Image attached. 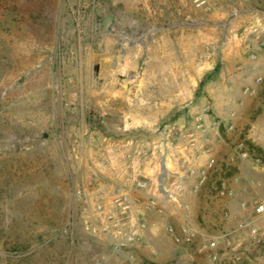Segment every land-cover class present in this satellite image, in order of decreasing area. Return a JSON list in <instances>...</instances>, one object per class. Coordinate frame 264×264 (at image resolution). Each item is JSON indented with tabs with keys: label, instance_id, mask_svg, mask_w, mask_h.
<instances>
[{
	"label": "rangeland",
	"instance_id": "1",
	"mask_svg": "<svg viewBox=\"0 0 264 264\" xmlns=\"http://www.w3.org/2000/svg\"><path fill=\"white\" fill-rule=\"evenodd\" d=\"M234 62L249 78L230 85ZM122 191L133 208L107 234ZM255 201L264 0H0V264H264Z\"/></svg>",
	"mask_w": 264,
	"mask_h": 264
},
{
	"label": "built area",
	"instance_id": "2",
	"mask_svg": "<svg viewBox=\"0 0 264 264\" xmlns=\"http://www.w3.org/2000/svg\"><path fill=\"white\" fill-rule=\"evenodd\" d=\"M239 156L242 160H246L249 154L247 151L242 149L239 151ZM204 178H205V171L202 170L200 181H202ZM130 186L132 190L139 189L141 192H147V189L150 187V183L145 179L133 178L132 181L130 182ZM220 192L226 193L228 195H232V190L230 188L229 189L226 188L225 185L223 184L221 186ZM148 195L150 197L148 201L146 202V206L148 208L154 209L157 206H158L157 208H160L159 206H162V204H160L163 201L162 198L154 197L153 194H149V193ZM133 203H134V200L132 199V195L130 192L127 193V192L122 191L115 198H113V200L109 203L113 211H111L108 215H105V218L107 219L108 223H106L105 226L102 227V229L106 231L107 234H111V235L122 234L121 228L124 224V222H122V217L125 216L127 211L133 208ZM241 206L244 208L245 203H242ZM97 207L99 210H102L103 208L101 204H98ZM252 210H253V214L255 215H258V216L264 215V201H255L252 207ZM116 214H118L119 216H116ZM143 228H144V223H141V224L137 223L136 225H133V227L131 228L129 232H126V233L124 232L123 235L120 236L121 237L119 239L120 241H118L116 246L124 245L127 242L131 243L132 241H134V239H138L142 233L141 231ZM93 230L95 229L93 228ZM248 230L250 232V235L256 236L257 229L255 226L248 225ZM167 232L174 242L179 241L180 239L179 235L177 234V232L175 231L172 225L169 224L167 226ZM209 244L211 245V247H214L216 243L215 241H210ZM212 252L208 255V260L210 264H228L222 259V257L218 253L216 252L212 253Z\"/></svg>",
	"mask_w": 264,
	"mask_h": 264
},
{
	"label": "crops",
	"instance_id": "3",
	"mask_svg": "<svg viewBox=\"0 0 264 264\" xmlns=\"http://www.w3.org/2000/svg\"><path fill=\"white\" fill-rule=\"evenodd\" d=\"M233 64H234V71H233V75L232 74L229 75V84L230 85H232V84L234 85L235 83H237V81H239L240 83L243 82V81H246L249 78V75H248L249 70L245 67L244 64L241 65L242 66V69H240L241 66L239 64H237V62H234ZM146 106L148 108L152 109V107H153L152 101L150 100V103L147 104ZM139 114H142V113L139 112ZM151 114H152V112H151ZM137 178H140V177H137ZM120 180H122L121 182H123V178L122 177H121ZM146 180L149 181V183H150V187L147 189V192L149 194H153V195L156 194V192L160 188L159 187V184L155 185V187H154L153 184L151 183V181L149 179H146ZM121 184L125 185L124 182L123 183H120V186H121ZM121 187L118 189L119 191H121L123 189V187L122 188ZM149 213L150 212H148V222L150 223V222H153L154 221L155 215L152 212H151L152 214H150V215H149ZM149 223H148V228H149Z\"/></svg>",
	"mask_w": 264,
	"mask_h": 264
},
{
	"label": "trees",
	"instance_id": "4",
	"mask_svg": "<svg viewBox=\"0 0 264 264\" xmlns=\"http://www.w3.org/2000/svg\"><path fill=\"white\" fill-rule=\"evenodd\" d=\"M145 264H158V263L151 262V261H145Z\"/></svg>",
	"mask_w": 264,
	"mask_h": 264
},
{
	"label": "water",
	"instance_id": "5",
	"mask_svg": "<svg viewBox=\"0 0 264 264\" xmlns=\"http://www.w3.org/2000/svg\"><path fill=\"white\" fill-rule=\"evenodd\" d=\"M45 136V134H43V137Z\"/></svg>",
	"mask_w": 264,
	"mask_h": 264
}]
</instances>
